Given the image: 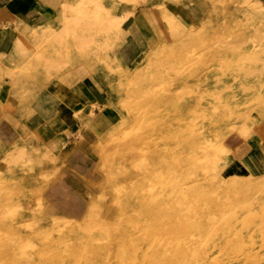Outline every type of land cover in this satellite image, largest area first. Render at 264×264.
Wrapping results in <instances>:
<instances>
[{"label":"bare ground","instance_id":"bare-ground-1","mask_svg":"<svg viewBox=\"0 0 264 264\" xmlns=\"http://www.w3.org/2000/svg\"><path fill=\"white\" fill-rule=\"evenodd\" d=\"M127 1L145 20L126 22ZM144 2L61 0L0 56V116L21 132L0 146V190L18 175L0 192V264H264V144L242 159L225 139L253 109L264 114V0ZM143 27L154 43L130 64L120 44ZM82 70L121 112L94 146L99 192L58 197L47 192L58 152L24 127L20 101ZM93 107L94 128L111 122ZM230 158L244 176L217 171ZM7 198L15 205L1 207Z\"/></svg>","mask_w":264,"mask_h":264},{"label":"crops","instance_id":"crops-1","mask_svg":"<svg viewBox=\"0 0 264 264\" xmlns=\"http://www.w3.org/2000/svg\"><path fill=\"white\" fill-rule=\"evenodd\" d=\"M60 5L61 0H0V56L11 51L17 34L22 33L23 24L39 25L43 21L51 19L58 12ZM132 18L135 17L131 16ZM145 47L146 45L137 43L128 63L132 64ZM105 100L106 94L102 83L92 75L74 84L63 82L60 79H52L46 84H42L37 93L27 102L30 109L25 112L20 111L22 116L23 113L25 114L24 118L20 117L24 127L35 134L41 142H45L44 144H50L54 152H58V158L62 165L53 179V184L47 189L48 193L54 188L59 192V194L57 193L58 197L64 191L68 192L69 196L70 193L80 196L74 183L80 180L78 175L92 174L93 160L91 157L95 155L96 136L101 132L86 119L93 104H104ZM11 103L16 105L18 100ZM93 108L96 112H101L99 106ZM6 126L7 128H5ZM108 126L106 125L104 128ZM20 138L19 128L12 123L7 115H1L0 146L8 148L18 142ZM257 139L264 141L259 133ZM236 140V138L231 140V142H235V145L237 144L236 152L245 148L249 150L254 148L252 143L244 145ZM257 149L253 150L258 152L259 147ZM3 156L4 152L0 148V160ZM82 195L88 197L87 194Z\"/></svg>","mask_w":264,"mask_h":264},{"label":"rangeland","instance_id":"rangeland-1","mask_svg":"<svg viewBox=\"0 0 264 264\" xmlns=\"http://www.w3.org/2000/svg\"><path fill=\"white\" fill-rule=\"evenodd\" d=\"M118 1L123 2V0H118ZM151 1L152 0H145L144 3H147L148 5H150ZM127 4H129V5L123 6L119 11H123L124 9H129V8L133 9L134 10L133 13L130 14V16L127 18L126 22H130V23L134 24V20L135 19L139 18V16H140V18L142 17L141 14H142V7L143 6H142L141 3H133L131 1L130 2L127 1ZM131 16H134L135 18L131 19ZM141 19H144V18H141ZM152 37L153 36H151V34L148 32V29L146 27H143V28L137 29L135 31V43H134V45L129 44V42L122 41L121 44H120V47H122V50L124 51V53L126 54V56L129 59L130 56L132 55L134 47H135V45L137 43L142 44V45H146V47L144 48V51L141 54L147 52L148 49L150 48L151 44L154 43V42H152ZM33 49H34V46H33ZM16 64L19 65L20 62H16ZM90 75H92V76H94L95 78L98 79V77L94 73H92V72L88 73V71L86 72L85 70L83 72H81L80 75L78 74L76 76V78H74L72 81L69 80L68 78L63 79V78L58 77V76L54 77L53 79H60L63 82H66V83H69V84H74V83H76L78 81H81V80L85 79L87 76H90ZM80 76H82V77H80ZM1 79L3 80V77H1ZM126 89L127 88H124V89H121L120 91L113 90L112 92L113 93L115 92V94H118V92L120 94H125L126 93ZM105 94H106V100L104 101V104H101L102 105L101 108H100L101 112H99V113L97 112L96 116H101V115L104 114V112H106L109 115V117H111V119H110L111 122L108 123L109 126H108L107 123H103L100 126V128H99L102 131L110 130V128L113 126V124H115L114 123V121H115L114 117H116V115L120 114V112H121L119 107L116 104L112 103L113 99L112 100L110 99L111 98L110 92L108 90H105ZM132 97H134V96H132ZM29 100L30 99H28V100L22 99L21 100V104H23L22 106L24 107V112H25V110L27 111V109H30L27 106V104H28L27 102ZM12 101H15V99H10L6 103L8 104V106L15 108L16 105L12 104L11 103ZM24 115H25L24 113H23V116H22V114H20V117L24 118ZM106 125L108 127L104 128V126H106ZM241 125H243V128L241 130H239V131H235L234 130V131L230 132L229 134L226 135L225 139L226 140H227V138L230 139L233 135H235V137L237 139L236 141L238 143H239V141H240V144H244V145H250V143H252V146L254 147L253 148L254 150H256L258 147H260L261 145L264 144L261 140L257 139V134L258 133L264 138V114L259 109L255 108L249 113L248 116H245L243 118V120H242V124ZM96 139H98V135L96 136ZM227 144L231 147V150H234V152H236V150H237V148H236L237 146L236 145L237 144L235 145V142L227 141ZM219 146L220 145L217 144V147H219ZM94 149H95V147H94ZM247 150L248 149L245 148L244 151H242L243 152L242 159L245 157ZM91 160H93V163H92V165H93L92 166V171L93 172H92V174L88 175L87 173H82V174L78 175V177H80V180H78V182L75 181V183H74L75 186H77V190H78L77 193H79L80 196L82 194H87L88 196H91L92 195L91 191L94 192V193L95 192L96 193L99 192L98 191V187L95 185V183H93V181L98 182L101 179L99 177H96L97 176L96 175V173H97V166H96L97 157L94 155V157H91ZM57 163H58L59 167H58L57 171L55 172L54 178L57 175L58 170L61 168V165H62L59 160H58ZM44 166H45V168H44V172L42 173V175H44L45 173L50 171V169H48L46 167V164H44ZM216 169H217V171L222 173L223 176H225L226 172L231 177H233V176H244L246 174L245 171H242L239 168H237V165L233 161V158H230L227 162L217 164L216 165ZM72 176H75V175L72 174ZM17 177H18V175L16 174L14 169H11L5 175V177L3 179V186H2L3 188L0 190V192L4 193V195H6V192L10 189L11 186H13V184H12L13 179H17ZM14 181L17 182V180H14ZM10 205H12V206L15 205L14 204V199H12V198L8 199L7 198L6 199V204L4 206L2 205L1 207L10 206ZM32 206L38 208L39 213L40 212L45 213L44 212V207L45 206L43 208H40L38 206V204H35L34 202H32ZM33 221L34 220H32L31 218H28L23 223H33Z\"/></svg>","mask_w":264,"mask_h":264}]
</instances>
